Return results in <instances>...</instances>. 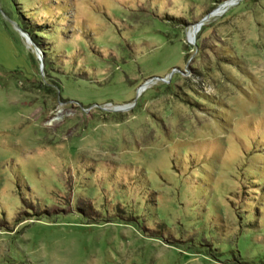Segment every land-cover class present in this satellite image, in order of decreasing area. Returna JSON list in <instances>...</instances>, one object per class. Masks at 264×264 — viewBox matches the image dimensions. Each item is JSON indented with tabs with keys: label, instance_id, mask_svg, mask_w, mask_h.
I'll list each match as a JSON object with an SVG mask.
<instances>
[{
	"label": "rangeland",
	"instance_id": "rangeland-1",
	"mask_svg": "<svg viewBox=\"0 0 264 264\" xmlns=\"http://www.w3.org/2000/svg\"><path fill=\"white\" fill-rule=\"evenodd\" d=\"M0 264H264V0H0Z\"/></svg>",
	"mask_w": 264,
	"mask_h": 264
},
{
	"label": "water",
	"instance_id": "water-1",
	"mask_svg": "<svg viewBox=\"0 0 264 264\" xmlns=\"http://www.w3.org/2000/svg\"><path fill=\"white\" fill-rule=\"evenodd\" d=\"M20 31H21L22 36L26 40V42L34 48L36 58H38V60L41 62V66H43V63H42L43 60L41 57L42 52H41L40 48L37 46V44L35 43L34 38L31 37V35L27 31H25V30H20Z\"/></svg>",
	"mask_w": 264,
	"mask_h": 264
},
{
	"label": "trees",
	"instance_id": "trees-1",
	"mask_svg": "<svg viewBox=\"0 0 264 264\" xmlns=\"http://www.w3.org/2000/svg\"><path fill=\"white\" fill-rule=\"evenodd\" d=\"M24 23V22H23ZM24 25L26 26V28L28 29V30H30L31 32H32V34H33V36H34V39L36 40V39H41V40H43L44 38H43V36L41 35V34H39L38 32V30H36V29H34L30 24H25L24 23ZM37 28H40L39 26H36Z\"/></svg>",
	"mask_w": 264,
	"mask_h": 264
},
{
	"label": "bare ground",
	"instance_id": "bare-ground-1",
	"mask_svg": "<svg viewBox=\"0 0 264 264\" xmlns=\"http://www.w3.org/2000/svg\"><path fill=\"white\" fill-rule=\"evenodd\" d=\"M196 33H197V29L194 28V29L190 32V37H191V38L194 37V36L196 35Z\"/></svg>",
	"mask_w": 264,
	"mask_h": 264
}]
</instances>
